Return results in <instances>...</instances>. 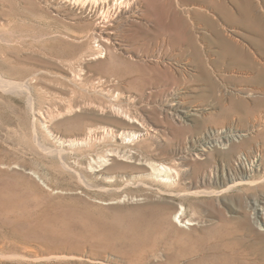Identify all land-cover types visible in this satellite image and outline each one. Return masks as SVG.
<instances>
[{"label":"rangeland","instance_id":"374dc122","mask_svg":"<svg viewBox=\"0 0 264 264\" xmlns=\"http://www.w3.org/2000/svg\"><path fill=\"white\" fill-rule=\"evenodd\" d=\"M172 1L197 35L212 41L205 43L206 60L219 80L216 96L205 80H197L192 51L169 40V17L161 12L169 0H140L119 12L109 41L97 29L101 9L96 13L94 4L0 0V264H128L102 239L116 233L111 223L121 217L129 220L127 233L133 234L130 218L137 213L132 208L148 205L147 195L173 211L183 205V223L194 224L168 233L160 247L155 230L146 240L150 247L137 236L130 240L126 227L114 233L116 245L149 249L140 264H176L168 255L185 247L200 251L177 264H237L230 256L237 241L242 249L261 243L264 232L252 213L256 209L264 222V106L255 111L264 91L237 67L225 63L214 70L217 38L194 11H206L264 65V48L259 52L254 45H262L264 35L249 33L236 7L252 4L262 15L264 0H214L229 8L233 20L211 4ZM131 78L137 80L131 84ZM236 102H244V109L235 114ZM134 116L149 129L130 126L128 118ZM68 136L91 138L63 147ZM111 151L127 157L96 161ZM151 161L173 168L172 184L156 183L170 193L127 185L133 174L146 180ZM93 162L111 175L119 170L118 181L97 178L89 170ZM119 162L125 167L117 168ZM65 228L75 235L91 233L94 241L59 240ZM170 239L176 251L168 249Z\"/></svg>","mask_w":264,"mask_h":264},{"label":"bare ground","instance_id":"6f19581e","mask_svg":"<svg viewBox=\"0 0 264 264\" xmlns=\"http://www.w3.org/2000/svg\"><path fill=\"white\" fill-rule=\"evenodd\" d=\"M76 1H78V2L84 1L86 3L94 4L95 9H96V13L98 12L99 9H101V11L97 14V15H99V19H101L97 23V29L100 32V34L102 35L101 36L102 39L104 41H109L111 39L112 34H114L115 31L117 30V27L113 23V20L115 19V17L119 14V12H122L126 9L127 10L131 9L132 5L138 3L140 0H76ZM197 1H200L202 6H207V4H211L212 6H214L216 8L215 10H217L219 12V14H223V16L225 15L232 20L235 19L232 16V13L229 10V8H227L226 6H223L222 3H219V2L214 1V0H197ZM244 1L248 2L249 0H244ZM167 4H168V2H167ZM250 6H252V4ZM250 6L247 8L245 6L239 7L238 5H236V7L239 8L238 14L240 15V20L248 23V27H246L245 29L247 31H249V33L253 32V34H256L258 36L264 35V18L262 16L264 14L261 15L262 12L261 13H259L258 11L255 12L254 9H252ZM213 10H214V8H213ZM215 10H214V12H215ZM161 12H163L165 14V16L167 15L169 17V21L165 25L167 32H169L168 33L169 34L168 36H170L169 40L171 42H173L174 44L179 43L182 51H187V50L192 51L191 56H194V61L197 60V70L199 71V75L197 76V80L198 81H200L199 79L205 80L207 83V89H210L213 93L215 92V96H216L217 91L220 89L219 80L213 75L215 73V71H213V69L211 70L208 68L209 66L207 65V60H206L207 51H206L205 43L206 44L208 43L211 45L212 41H210L209 37L205 34L200 35V37L198 35L201 33H199L197 35V33H196L197 31H195L197 28L195 29L193 27V25L190 23L189 19L187 17H185L183 15V13H181L179 11L178 8L175 7V4L173 3L172 0H169V5H167V7L162 8ZM194 16L196 19H198V21L202 22L203 25H206L209 29H211L213 34L217 38V44H218V47L216 50V56L217 57L215 59H213L214 70H218L223 65H225V63H227V67H229V68L237 67V70L240 73H243V75L248 74L251 76V79H250V82L252 81L251 84H253L255 87H257V89L259 88V89L264 91V83L262 81V77L264 76V65L261 64L258 60H256L254 58V54L250 50L247 51L243 47L242 44L237 43V41H235V39L232 38V36L229 37L225 33V31L221 27L218 26L217 21L214 20L211 16H209L206 11H204L202 9H197L194 11ZM239 23H240V21H239ZM235 24H236V20H235ZM254 45L258 48L259 52L264 48V43L262 45H261V43H259V44L255 43ZM260 53L264 54V52H260ZM136 80H137V78L136 79L131 78L130 83L132 84ZM123 95H124V93H123ZM218 100L220 101V98H218ZM242 105H244V102H242V103L236 102L234 104L233 110H235V114L237 113V108L241 109L240 112L243 111L244 108H241ZM262 106H264V98L257 99L255 101V111H256V108H261ZM114 108H115V106H114ZM116 109L119 110L118 108H116ZM188 113L189 112H187V113L185 112V114H184L185 117L187 115H189ZM225 115L230 116V114H225ZM128 123L130 124V126L136 128L139 131H144L143 129L147 130V128H148V127H146V124H145L146 122H144L142 118H139L136 116L129 117ZM151 130L155 131L154 129H151ZM147 133H149V132H147ZM121 134L123 135L124 132L123 133L121 132ZM150 134L154 135L155 133H150ZM134 136L135 135L133 134L132 137H134ZM90 138L89 137L88 138H76L73 136H68L67 138H63L61 140L60 144L63 147L64 146H72L73 147V146H77V145L79 146L81 144L88 143V139H90ZM52 148L49 147L47 150L52 151V152L53 151L58 152V150H59L58 148L57 149L56 148L52 149ZM233 152L234 151L232 150V151L226 153V155L230 156ZM125 154L120 155V152L111 151L110 153L108 152V157H105V158L98 157V160H96V161L100 162L101 164H105L106 162L114 159V157H121V156L124 158L127 157V155H125ZM133 158H134V156L132 157V160H134V162H135V160L137 161V159H135V158L133 159ZM242 159H244V156ZM139 160H138V164H143L141 162L142 160L141 161H139ZM95 162L90 164L89 170L93 171V173H95V176L97 178H102V179L109 181V182L118 181V178L121 176V175H119L120 174L119 170L116 171V173L119 176L115 175V172L113 173V175H111L112 173L107 172L106 170H103L102 168H96L95 167L96 164H94ZM122 166L125 167L123 165V163H120V162L117 163V165H116L117 168H121ZM146 166H147V170L145 173L146 174V176H145L146 180L141 179L143 176L141 174H139V175L133 174L129 177V180H127V182H126L127 185L136 184L140 188V190L142 189V187L143 188L145 187L150 192L151 191L153 192L154 190L158 189L162 193H170L171 191H168V190L161 188L156 183L159 181V182H163L166 184H172L175 180L171 176V174L173 172V168L169 167L168 165H166L164 163H158V162H154V161L147 163ZM183 169L184 168H182L181 170H183ZM79 174L82 177L84 175L82 172H79ZM183 175L186 176V173L184 172ZM126 177L128 178V176H126ZM143 193H144V191H143ZM174 194L185 196V194L188 195L189 193L182 194L179 192H177V193L175 192ZM139 195H141V194H139ZM144 195H145V193H144ZM143 197H145V196H143ZM147 197H148L147 199L149 201H151L148 205H142V206L139 205V206H135L132 208V213H137L135 216H133L134 218H130L131 222L133 224V226H132V229L134 230L133 234L127 233V227L129 225V220H126V222H125L124 219L121 217V218L116 219L115 222L111 223V226L114 229H117L116 233L114 230L111 233H109V235L104 234V237L102 239L104 243L106 242L107 244H109V247H111L113 245L114 248H113L112 252H114L115 254H117L119 256L124 257L126 263H128V264H137V263L140 264L139 260H140L141 256L145 255L149 249L146 248V249H143L142 252H136V247L134 244H130V243L120 244V245L114 244L116 241H118V239L114 238L115 234H119L122 230L125 229V227H126L127 237L130 240H134L137 236V239L139 241H141V243H143V244H147L146 240H147L148 236H150L151 232L153 230H155L158 233L156 235L157 236L156 245L158 246L162 239H167V241H168V238H169V237L167 238L168 233H172V232L176 233V234L179 233L180 232L179 226L194 224L190 221L183 223V216L185 215V212H186V208L183 205H181V207L178 210L173 211L172 207H170V204H168L166 202H160L158 200L152 199L151 196H149V195H147ZM134 199H135V197H134ZM137 200H139V199H137ZM143 206H146V207H143ZM253 210H254V208H253ZM252 217H253L252 219H254V223H256L258 225V227L260 228V231L264 232V222L261 220V218H260L261 216L256 211V209L253 211ZM66 224H68V223H66ZM76 224H78V222ZM77 226H79V225H77ZM94 229H93V231H94ZM62 234H64V236L59 238V240H61V239H63V240L67 239L68 240L70 238H75V237H77L79 239L85 238L87 240H89V239L91 240L94 237L93 234H91V233L88 234V233H83V232H81V234L75 235L72 232H69L67 229L62 231ZM86 234H88V236ZM92 241H94V240L92 239ZM254 244H257V243L254 242ZM173 245H176V244L173 242L172 239H170L169 240V248L167 246L166 247L169 250L176 251L177 247L173 246ZM257 245L247 246L244 249H242L243 243L241 241H237V252L236 253L232 252L230 254V256L234 258V262L236 261L237 264H264V233H263V238L261 240L260 245H258V246ZM160 246L161 245H159L158 247H160ZM199 251H200L199 249L192 250L190 248L185 247V249L183 251L177 250V252H175V255H173V253H170V255H168V257L171 261L175 260V262L177 264L180 257L186 258V257H188L189 254H191L193 252H199ZM158 254L166 255L164 251H161ZM154 255L156 257V254H153V256Z\"/></svg>","mask_w":264,"mask_h":264}]
</instances>
